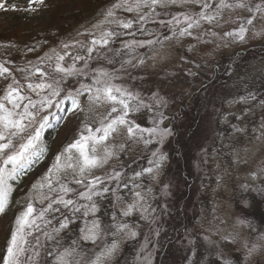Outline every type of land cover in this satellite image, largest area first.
I'll return each instance as SVG.
<instances>
[{"label": "rangeland", "instance_id": "1", "mask_svg": "<svg viewBox=\"0 0 264 264\" xmlns=\"http://www.w3.org/2000/svg\"><path fill=\"white\" fill-rule=\"evenodd\" d=\"M91 1L95 0H43L42 3L38 0L33 3L29 0H2L7 10L0 9V34L6 36L4 41L0 40V61H9L12 54L17 53L26 65L32 64L38 71L34 72L33 81L19 87L20 95H27L32 101L47 96L54 105L49 107L45 104L40 111L30 109L37 120L40 117L49 118L51 126L41 133L44 154L39 162L18 179L9 181L12 186L9 197L18 186L24 189V196L19 200L20 211L15 219L10 214L9 217L0 214V254L4 239L9 240L5 245L3 264H7V248L12 234L16 232V221L29 204L36 209L30 220L41 211L44 216L36 219V225L24 228L26 251L20 261L21 264H40L48 227H51L47 212L58 204L55 201L61 195L75 204L83 199L80 193L91 192L92 197L110 193L117 197L120 189L126 191L130 188L128 181L136 191L130 193L125 204L115 210L121 216L113 217V214L108 213L105 218H100V208H96L95 203L90 206V209L94 206L96 211H89V220L83 232L85 236H95V239L86 240L97 245V249L87 264H97V261L111 264L115 249L123 243L121 238L125 235L122 232L131 234L133 238L130 243L132 246L119 264H156L171 225L181 229L176 249L188 259L187 264H215L217 260L227 264H241L244 261L246 264H264V235L255 240L256 244H252L250 226L244 219L245 215L251 214L248 212L244 215L242 209L246 205L251 208L250 198L258 194L264 173V123L257 118L264 104L253 92L255 77L264 72V61L252 64L253 58H243L236 63L234 60L241 50L250 45L264 44V14L257 11L258 7L264 8V0H225L228 4L244 3L246 7L222 9L219 8L218 0H177L166 7L156 6L154 12L147 6L136 10L139 0H127L123 7L118 8L115 6L122 0H110L104 8L97 12L94 10L90 20L84 18L81 21L72 14ZM128 7L133 10L128 11ZM108 11H113L114 16L109 18ZM201 13L214 16L215 19L211 23L201 20L200 27L190 30L191 35H175L187 26L186 23H166L174 17L199 19ZM141 17L148 19L142 21ZM249 19L253 20L251 25L247 24ZM115 21H131L133 26L124 29ZM241 26L247 29L243 41L228 35L229 32L238 31ZM108 32L117 35L106 47L92 44L93 40L100 39L103 33ZM92 48L95 51L89 55ZM122 49H128L127 55H118ZM102 54L108 56L107 62H102ZM58 55L65 57L59 61L60 66L74 68L73 75H82L87 83H82L63 96H52L48 90L40 91L39 94L29 90L27 85L30 83H51L45 80V75L40 74L43 72L42 62L46 58L49 65L55 68ZM76 56L83 59L75 60ZM227 63L232 67L249 66L246 68L248 79L238 85L235 77L231 89L223 87L224 79L214 76L213 72L218 66L223 68ZM0 67L4 66L0 64ZM13 78L10 70L0 75V100H3L10 85L15 87ZM97 79L101 84L96 83ZM106 79L138 97V101L130 104L127 120L142 129L157 128L166 130L168 134L158 138L148 136L145 132L143 139H129L122 133H113L104 144L96 145L97 155H103L107 147L112 151V157L102 167L80 176L71 168L64 167L69 163L65 149L82 134L89 135L86 128L92 129V134L99 137L100 133L96 129L101 127V121L106 124L112 118L107 116L110 105L93 104L90 100V96L103 86ZM82 89L86 91L77 96ZM69 94L78 100L79 109L75 112ZM181 96L189 99L188 108L192 115L182 121L176 120L173 126L174 114L180 113ZM27 103L25 100L21 109ZM141 103L144 106H140ZM133 105L137 111H131ZM5 107H10L8 102H5ZM198 118L189 153L184 159H174V129L182 128L180 134L186 136L195 128L193 119L197 123ZM223 128L230 130L231 142L226 140V143L217 144L220 129ZM145 140L151 142L145 143ZM129 141L133 142L131 149L138 150V156L124 165L117 159L127 149L126 142ZM218 145L222 147L219 152L216 151ZM91 147L89 141V149ZM139 147L146 148L141 155L142 148ZM223 150H232L228 155L229 160L221 155ZM72 155L75 159V150ZM160 155L164 159L159 166H168V171L164 186L154 195L151 188L144 184L147 180H153L155 174H149L145 169H154L155 160ZM57 156H61V169L52 171L49 181L51 189L46 184L37 191L42 181L49 176L50 168L57 163ZM119 164L124 166L119 169ZM107 165L108 169H103ZM125 166L130 169L128 172ZM117 173L119 178L114 179ZM137 173L141 175L137 177ZM96 177H100L103 183L89 188V181ZM77 179H83L84 183L77 184ZM189 180L191 183L187 182ZM207 181L213 187L210 191L214 196L208 202L210 210L201 213V193ZM61 185L71 191L65 193ZM137 192L141 198H137ZM151 197L155 199L152 210ZM142 205H145L146 211H142L141 215L146 222L143 225L140 222L138 226L126 223L136 219L135 213ZM259 206L264 217V204L259 203ZM129 208L131 212L125 216L123 213ZM109 250L110 254L106 255ZM245 250L247 253H243V256L235 257L238 251ZM53 264H70L68 253L58 255Z\"/></svg>", "mask_w": 264, "mask_h": 264}, {"label": "snow or ice", "instance_id": "2", "mask_svg": "<svg viewBox=\"0 0 264 264\" xmlns=\"http://www.w3.org/2000/svg\"><path fill=\"white\" fill-rule=\"evenodd\" d=\"M30 3L37 2V0H29ZM38 2L42 3L43 0H38ZM177 0H139L136 4V10H139L141 7L147 6L155 11L156 6L166 7L169 4L176 3ZM195 2H199V0H195ZM127 3V0H122L120 4H117L115 7H123ZM219 8H229V7H246L244 3H240L238 5L225 3V0H218ZM205 6H208L207 4ZM0 9H5V4L0 0ZM7 10V9H5ZM31 10V9H29ZM132 7H128V11H132ZM258 12L264 14V8L258 7ZM107 16L109 18L114 16L113 11H108ZM148 17H141V20H146ZM215 19L214 16H206L201 13L199 19L193 20L190 16L184 17H174L173 20H169L166 23L169 25L173 24H181L186 23V27L180 30L175 35L185 36L191 35V29L196 27H200V21L206 20L211 23ZM124 29L132 28V22H123V21H115ZM253 23L252 19L247 20V24L251 25ZM247 29L244 26H241L238 31L229 32V36H233L243 41L245 39V33ZM114 35H117L114 32L103 33L100 39H96L92 41L93 45L107 46L109 41L113 38ZM149 43H153L149 41ZM67 47V45L65 46ZM92 51H95L94 48L89 50V55H91ZM65 57L63 55L57 56V65L53 69L55 72L61 73L62 75H73L74 68H64L59 65V61H63ZM75 60H81L83 57L76 56ZM8 68L0 67V75L8 73ZM33 72L38 71L37 69H33ZM42 76L43 72L40 73ZM102 75H107L103 73ZM62 78V77H61ZM97 84H101L99 79L96 80ZM16 87L9 86L7 94L3 97V100H0V213H2L5 209V205L9 199V192L11 191V184L9 181H14L18 179L21 175H24L28 170L32 168L36 163L39 162L40 158L44 154V149L41 144V133L46 127L51 126V121L47 117H40L37 120L36 115L30 109H35L36 111H40L45 104L49 107H53L52 102L48 100L47 96L41 97L39 101H32L30 97L27 95H20L21 89L18 86V82L14 81ZM59 81L56 80L52 83L41 82L38 84H28L27 88L37 94L40 91L48 90L50 91L52 96H59L60 89L58 88ZM85 89H82L81 92L76 95L82 94ZM27 100L28 103L21 109V104ZM69 100L71 105L73 106V111L75 112L79 109V103L76 96H72L69 94ZM90 100L93 104L103 103L104 105H110V109L107 112L108 117H112L105 124L101 121V127L96 129V132L100 133L99 137L92 134V129L86 128L85 131L89 133V135H81L78 140L69 145L68 148L65 149V153L67 155L68 164L64 165L65 168H71L74 173H78L80 176H83L86 172H91L93 169L102 167L109 158L112 157L113 153L107 147L103 150V155H97V144H104L105 141L109 139V137L113 133H122L127 136L129 139H143L144 133L147 132L148 136L162 138L166 136L168 132L166 130H159L157 128L152 129H142L139 125L133 124L131 121L127 120L126 117L129 115L130 104L133 101H138V97L133 94L127 92V90L122 89L118 86H114L111 84L110 80H105L103 82V86L98 88L96 92L90 96ZM5 102H8L10 107H5ZM140 106H144L141 105ZM131 111H137V107L133 105L131 107ZM115 113L117 115L112 116ZM54 118V117H53ZM89 141L92 143L91 149H89ZM151 141L145 140V143H149ZM73 150H75L76 156L73 159ZM91 153V154H90ZM164 157L162 155L158 156L155 160L156 167L158 168L160 165V161H162ZM57 163L53 165L49 170V176L45 178L44 181L39 185L37 191L42 189L46 184L51 189L50 177L53 170L59 171L61 169V156H57ZM145 172L151 174L154 172V169L148 168L145 169ZM140 173H137L136 176H140ZM114 179L119 178V174L113 177ZM77 184H83V179H77L75 181ZM103 183V180L100 177H96L95 179L89 181L88 187L94 188L97 184ZM127 187V185H125ZM64 192L71 191L66 186L61 185ZM107 191V189H105ZM83 199L92 200V193H80ZM137 198H141L139 192L136 193ZM47 199V196H45ZM55 203L62 204L65 208H71L74 211L79 212L80 208L75 207V203L73 200H65L63 195H61L58 201ZM131 208L126 210L123 214L128 216L131 212ZM91 212H95L96 208L93 206L89 209ZM36 212V209L29 204L26 210L21 214V216L16 221V232H14L10 239V245L7 248V264H21L20 258L24 255L26 249L24 247L26 240L24 238V228L36 225L37 218H43L44 212L41 211L37 213V216L33 219H29L33 217V213ZM37 231H39V226L37 225ZM61 228L67 227V223H61ZM98 227V226H96ZM134 235V234H133ZM85 239H95V236L89 237L85 236ZM109 250L105 254H110ZM97 264H100V261H97Z\"/></svg>", "mask_w": 264, "mask_h": 264}, {"label": "trees", "instance_id": "3", "mask_svg": "<svg viewBox=\"0 0 264 264\" xmlns=\"http://www.w3.org/2000/svg\"><path fill=\"white\" fill-rule=\"evenodd\" d=\"M109 3H110V0H95V1L87 2L83 4V8H81L80 10L76 12H73L72 14L75 17H79L81 21L84 18L86 19L89 18L88 20H90L91 19L90 15L94 10L95 12H97V10L104 8ZM5 38L6 36H4L3 34H0L1 41H4ZM127 53H128V49H122L120 50L118 55L120 54L121 56H125L127 55ZM106 57H108L106 54L101 55V59H103L102 62H107L109 60V59H106ZM243 58L246 60H248L249 58H253L251 60L252 64L257 61H261V60L264 61V44L263 45L262 44L250 45L248 48L241 50L237 54V56L234 58L235 63L239 60H243ZM23 61L24 60L20 59L17 53L12 54V58L9 61H6L4 59L0 61V64H2L4 67L8 68L12 72V75L14 76L13 82L14 81L18 82L19 87H22L26 85L27 83L34 80V77H33L34 72L32 70L35 69V67L31 66L32 64L26 65ZM39 64L40 63H38L37 65ZM42 64H43V73L46 78L45 80L51 83L58 80L59 81L58 88L60 89V95L62 96L67 94L69 91L75 90L82 83H87V81L85 80L84 77H82V75H62L61 73L55 72L53 70L54 65L52 66L49 65L46 58H45V62H42ZM248 67L249 66L232 67L230 63H227L225 64V66H223V68L218 66L213 72V74L214 76L222 77L224 79L223 87L231 89V85H232L231 82L233 78L235 77L237 78L238 85H241L243 81L248 79L247 74H246L247 73L246 71L248 70L246 68ZM245 77L247 78L244 79ZM228 80L230 81L228 82ZM254 80H255L254 81L255 85H253L254 87L253 92L254 94H256V98L264 104V72L262 74H259L257 77H255ZM226 85L228 87H226ZM16 86L17 85L15 84V87ZM179 100H180L179 104L181 106L179 110L180 113L174 114L172 118L173 126L176 120L182 121V120L187 119L189 115H192L188 108L189 99L186 98L185 96H181ZM257 118L258 120H261L264 123V109L258 114ZM196 121L193 119L194 127L195 126L197 127L199 123V118H198L197 123ZM196 127L192 128L188 132V134H186V136L180 134V131H183L182 128L178 130L177 128L174 129L175 134L172 140V144L175 149L173 152L174 159L175 157L176 158L183 157L184 159L186 155L189 153L190 147L193 144L192 135L194 134ZM230 134L231 133L229 129H226V128L220 129V132L218 135L220 136V138L217 144L221 142L226 143V140L230 141L229 140ZM126 143H127V149L124 150L120 158L117 159L118 162L123 163V164L130 163L132 160H135V158H137L138 156V150L131 149V147H133V142L129 141ZM140 148H142V151H140L139 155H141L143 151L146 149L144 147H139V149ZM221 149H222L221 145H218L216 151L219 152ZM128 150L130 151V154L132 153L133 155L128 154ZM231 151L224 152L223 150L220 153L222 156H226V159L229 160L230 156L228 155L231 154ZM124 165L122 166L120 165V167H118L117 165L116 166L120 169ZM167 167L168 166H159L158 168L155 167L154 172H153V175L155 174L154 175L155 177L153 178V180H147V182L144 184L151 188V191L154 193V195L158 194V191L164 186L165 175L168 171ZM125 168L127 169L126 166ZM103 169H108V165L104 166ZM129 170L127 169V172ZM135 171L136 170H134L133 172ZM183 174H185V171L182 172V176H184ZM145 180L146 179L144 178V181ZM187 182L191 183L190 180ZM128 184H129L128 187L130 188H128L126 191L123 189H120V192L117 195V197H113L110 193H106V194L95 195L94 197H92V200H90L89 202L87 199L80 200L78 204H75V207L80 208L79 212L74 211L71 208V206L69 208H65L63 205H58V204L53 206L50 210H48L47 219L51 227H48L49 230H48V235L46 236V240L44 244V251H43L42 259L40 260L39 263L46 264L47 262L48 264H53L55 263V260L57 259L58 255L63 254V253H68V259H69L70 264H87L91 262L92 256L95 255L96 253L97 245L86 240L84 232H83L85 229L84 226L87 224V221L89 220L87 216L89 213L90 206L93 205L92 203H95L96 208H100V211H99L100 218L102 217L105 218L106 217L105 214H108V213L109 215L113 214L112 215L113 217L116 215H120L121 213H119V211L115 212V210L119 209V207L122 204H125V201H127L128 197L130 196V193H133L134 191H136V189L130 185V181H128ZM260 184L261 185H260V190L258 191V194L252 195L250 198V201L252 202L251 208L250 209L247 208V205H246V208L245 207L242 208L244 211V215L248 212L251 214V215H245L244 219L247 221L248 225L250 226L249 229H250V236L252 237V240H251L252 244H256L255 240L257 238H260L262 235H264V217H262L261 215V207L259 206V203H261L262 205L264 204V173L261 177ZM212 189L213 187L211 183L207 181L203 188V193H201V199H200V205H199L201 213H203L206 209L210 210L208 202L214 196V194L210 191ZM23 196H24V189L22 188V186H18L16 192L13 193V195L9 197L8 202L5 205L4 211L0 214L3 216H8V217L10 214L11 218L15 219L20 211L19 210V205H20L19 200ZM151 200L153 204L151 205L150 210H152L153 206L155 205L154 197H151ZM112 209H114V211H112ZM142 211H146L145 205L140 206V209L136 211L135 220L129 218L130 220L127 221L126 223H133L134 226H138L140 225V222H141V224L143 225L146 221L142 219L143 217L141 215ZM147 212H150V211L147 210ZM246 216H249V217H246ZM61 223H67V227L61 228L60 227ZM178 224L181 225L180 222ZM139 228L142 229L143 227H139ZM180 230H181L180 227L173 228L172 225L168 228V231H167L168 233L166 237L164 238V242H163V249L161 250L160 255L157 258L156 264H187L188 259L182 256L180 254L181 252H178L176 249V243L179 241V238L181 236ZM122 233L125 235L123 238H121L122 239L121 241H123V243L115 249L112 255L111 264H119L120 261L124 257H126L129 248L132 246V244H130L133 238L132 235L125 233V232H122ZM8 234H9V231L7 233V236H9ZM8 241L9 240L7 239H4L3 241L4 244L2 246V250L0 254L1 264H3L4 262V257L6 254L5 245L7 246ZM238 252L235 254V257L241 256V255L243 256V253H247V250H245L244 252L243 251H238ZM216 263L227 264V262H223L220 260H217ZM241 264H246V262L244 261Z\"/></svg>", "mask_w": 264, "mask_h": 264}]
</instances>
